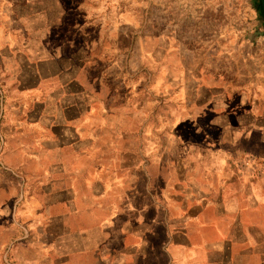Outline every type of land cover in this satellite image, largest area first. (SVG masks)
<instances>
[{
  "label": "crops",
  "instance_id": "crops-1",
  "mask_svg": "<svg viewBox=\"0 0 264 264\" xmlns=\"http://www.w3.org/2000/svg\"><path fill=\"white\" fill-rule=\"evenodd\" d=\"M214 1L0 0V264H264V42Z\"/></svg>",
  "mask_w": 264,
  "mask_h": 264
},
{
  "label": "rangeland",
  "instance_id": "rangeland-1",
  "mask_svg": "<svg viewBox=\"0 0 264 264\" xmlns=\"http://www.w3.org/2000/svg\"><path fill=\"white\" fill-rule=\"evenodd\" d=\"M216 1V0H215ZM214 1V2H215ZM220 0H218L219 2ZM225 4L230 3L232 9L237 13L239 20L241 21L240 24L242 25L247 24L252 29V34L249 39L250 40H261L264 42V26L262 25L261 18L259 17L258 13L252 7V0H223ZM235 14V13H234Z\"/></svg>",
  "mask_w": 264,
  "mask_h": 264
},
{
  "label": "trees",
  "instance_id": "trees-1",
  "mask_svg": "<svg viewBox=\"0 0 264 264\" xmlns=\"http://www.w3.org/2000/svg\"><path fill=\"white\" fill-rule=\"evenodd\" d=\"M260 4H261L260 0H252V7L258 13L259 17L261 18L262 25L264 26V15L262 13Z\"/></svg>",
  "mask_w": 264,
  "mask_h": 264
},
{
  "label": "water",
  "instance_id": "water-1",
  "mask_svg": "<svg viewBox=\"0 0 264 264\" xmlns=\"http://www.w3.org/2000/svg\"><path fill=\"white\" fill-rule=\"evenodd\" d=\"M260 2H261L260 7H261L262 13L264 15V0H260Z\"/></svg>",
  "mask_w": 264,
  "mask_h": 264
}]
</instances>
